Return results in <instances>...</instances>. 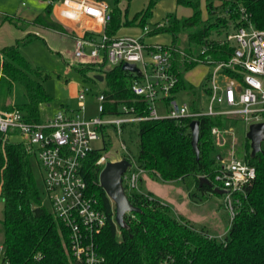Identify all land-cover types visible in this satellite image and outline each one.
Here are the masks:
<instances>
[{
    "label": "trees",
    "instance_id": "trees-1",
    "mask_svg": "<svg viewBox=\"0 0 264 264\" xmlns=\"http://www.w3.org/2000/svg\"><path fill=\"white\" fill-rule=\"evenodd\" d=\"M120 1L114 0L111 7V20L106 25L109 35L114 36L121 25H139L143 28L156 3V0H149L148 5L131 20H122L118 6ZM177 3L189 7L190 13L175 16L169 26L155 25L148 33L168 29L174 33L171 43L174 44L180 31L201 24L199 30L187 33L183 71L199 63L192 59L194 56L202 60L228 59L233 51V43L224 37L214 38L211 35L213 31L220 33L224 30L228 33L245 23L242 14H246L254 26L264 28V0H204L207 14L219 10L214 20L207 22L203 18L199 0H177ZM51 10L52 5L47 4L43 11L35 14L32 22L45 28L65 30L51 17ZM15 19L1 15V21L15 22ZM31 36L23 40L28 41ZM203 47L205 51L201 52ZM103 66L102 62L94 60L79 69L84 79L95 80L94 76H87L88 70L103 75L104 110L101 113L122 114L119 106L126 104L133 106V113L146 115L149 110L147 100L131 90L132 80L137 75L123 70L121 65ZM183 71H178V82L172 91H187L191 95V107L197 109L200 90L184 78ZM48 76L39 67L30 65L20 51L19 40L1 47L0 110L18 109L25 120L31 123L40 121V105L50 100L41 79ZM198 120V156L190 143V118L137 121L138 165L155 180L180 181L190 199L192 194L198 197L195 189L202 191L201 198L215 192L206 183L199 185V176L203 175L213 186L221 164L220 151L215 145L211 128L225 126L227 121L232 122L235 128L241 119L218 115L201 116ZM12 135L19 138L14 139ZM245 139L243 158L255 167L256 176L239 194L235 213L222 239L196 230L184 217L171 213L167 204L138 190L130 191L127 197L139 211L126 213L124 226H119L114 219V204L98 179L103 164L97 163V160L103 155L101 151L104 146L89 151L83 158L82 171L89 193L96 199L98 208L106 214L105 224L95 236L98 250L105 256L106 263L264 264V151L251 156L249 141ZM36 161L35 154L16 130L0 131L1 223L5 257L10 264H80L72 255L68 228L42 203L33 169Z\"/></svg>",
    "mask_w": 264,
    "mask_h": 264
},
{
    "label": "built area",
    "instance_id": "built-area-1",
    "mask_svg": "<svg viewBox=\"0 0 264 264\" xmlns=\"http://www.w3.org/2000/svg\"><path fill=\"white\" fill-rule=\"evenodd\" d=\"M59 19L66 22L90 19L100 25L96 35L94 25L88 34H74V55L82 59H99L108 67L123 62L135 63L137 77L131 83L132 92L147 100L148 113L144 116L133 113V106L122 104V114H111L108 118H84L79 112L58 109L52 118L31 123L18 109L0 110V131L16 130L30 150L35 154L43 169V183L49 200L50 211L60 219L69 230L72 255L80 264H107L105 256L98 250L95 236L106 221V214L99 209L96 199L89 193L83 175L82 161L93 148L90 141L98 138L101 127L111 125L118 132L122 124L152 118L188 117L190 120L201 116L229 115L239 117L246 125L264 121V28L254 26L242 14L246 22L225 35V40L233 43L231 56L226 60H193L210 65L206 73V83L201 90L209 97L207 106L193 109L191 103L178 105L172 90L178 82V71L184 69L185 53L156 43L145 45L143 36L139 38L113 36L106 32L111 20V7L100 0H50ZM157 27L162 26L158 23ZM93 30V31H92ZM145 33L148 32L144 26ZM100 38L98 41L97 38ZM149 59H144V50ZM203 47L201 52H204ZM177 64V68H175ZM87 89L79 90L77 97L83 100ZM162 96L170 108L166 115H158L154 100ZM97 99L98 109L104 110V96L101 92ZM223 106V107H221ZM82 109V107H81ZM224 126H213L211 132L218 143L229 135ZM233 128V127H232ZM226 132V133H225ZM124 147V145H123ZM227 161H221L215 175V184L224 190L225 207L231 218L235 213V194L244 192V187L256 176V170L246 159L231 154ZM129 160V159H128ZM122 173V185L126 189L137 188L140 176L146 172L137 165L131 170L132 162ZM105 164V156L97 160ZM238 201V199H237ZM0 264H10L5 257V246L0 245Z\"/></svg>",
    "mask_w": 264,
    "mask_h": 264
},
{
    "label": "rangeland",
    "instance_id": "rangeland-1",
    "mask_svg": "<svg viewBox=\"0 0 264 264\" xmlns=\"http://www.w3.org/2000/svg\"><path fill=\"white\" fill-rule=\"evenodd\" d=\"M50 0H0V17L8 15L16 18L15 22L9 20L2 21L0 24V47L4 44L15 43L19 40V48L23 56L31 66L39 67L49 76L41 79L45 91L50 96L49 102L42 103L39 108L40 120L52 118L58 109H68L79 112L84 118H108L111 114H102L98 109L97 96L105 87L104 80L84 79L80 72V67L94 60H83L74 55V42L70 36L62 35L60 32L43 28L31 21L32 17L46 7ZM107 3L109 7L114 6V0H100ZM200 1L203 18L207 21H213L218 15L219 10L216 9L214 14H207L204 8V0ZM149 0H122L118 6L121 9V18L131 20L134 15L144 9L148 5ZM217 3V2H216ZM220 3V2H218ZM191 9L187 6L177 3V0H156L155 5L151 9V13L147 18L145 27L150 32L155 25L162 23L164 26H169L175 16H185L190 13ZM53 19H56L54 14H51ZM70 33V26L63 24ZM201 28L200 25L188 27L184 31H180L178 41L171 44L174 33L168 29L160 30L155 33H145L139 25H121L115 36H124L139 38L143 36L145 45H154L160 43L170 45L178 51L184 52L186 49V36L189 32L197 31ZM79 30V28H77ZM38 34L37 37L31 36ZM73 33V32H72ZM70 33V34H72ZM226 33L222 30L220 33L212 32V37L223 38ZM29 38L28 41L23 39ZM99 41L100 38L98 37ZM186 54V53H185ZM103 52L99 50V59ZM144 59H149L148 51L145 49L143 53ZM195 61V60H194ZM108 66L106 63L103 67ZM211 66L198 63L196 66L183 71L184 78L192 82L199 88V100L201 107H206L209 97L201 90L202 85L206 83L205 75ZM94 71L88 70L87 76L93 77ZM101 74V73H100ZM87 89V93L83 100L78 99L79 90ZM174 99L178 105L190 103L191 95L181 89L174 94ZM153 105L158 115H166L170 105L162 96L157 97ZM82 107V109H81ZM223 107V106H221ZM223 127L226 128L229 135L226 136L221 143H218L213 135L217 150L220 151V160L227 161L231 154L236 157L243 158L246 142V125L241 119L237 121L235 128H232V122L227 121ZM226 133V132H225ZM98 138L91 140L92 148H101L102 154L105 156V163L113 159L128 158L132 162L131 170L136 169L138 165L137 156L139 152V137H138V122H126L122 124L121 131L118 132L111 125H106L98 133ZM18 139L17 135L11 136ZM124 145V147H123ZM264 147V143H262ZM220 161V162H221ZM34 175L37 186L40 191L42 203L46 208L50 209L49 200L43 183V169L36 161L33 164ZM132 190H138L144 194L149 191L160 201L167 204L170 212L176 216L184 217L196 230L202 231L216 239H222L227 233L231 222V215L225 207V195L216 192L209 193L207 197L201 198L202 191L195 189L191 199L185 195L183 184L178 181H159L154 180L150 186L146 185L145 180H141L135 189H126L127 193ZM200 198V199H199ZM239 194H235V202ZM194 199V200H193ZM3 199L0 191V245L3 244L4 232L1 219L3 216ZM130 213V212H129Z\"/></svg>",
    "mask_w": 264,
    "mask_h": 264
},
{
    "label": "water",
    "instance_id": "water-1",
    "mask_svg": "<svg viewBox=\"0 0 264 264\" xmlns=\"http://www.w3.org/2000/svg\"><path fill=\"white\" fill-rule=\"evenodd\" d=\"M121 68L130 72L139 71V68L135 63L127 61L121 64ZM94 78L102 80L103 75L96 73L94 74ZM189 127L191 132L190 143L196 156H198L199 120H190ZM245 136L249 141L251 156H254L257 152L264 151V148H262V143H264V121L251 123L248 126ZM128 165H130V162L126 158L109 160L101 168L98 176L99 184L103 187L106 194L114 204V219L119 226H124V215L126 213L139 211V208L129 201L122 185V173L126 170ZM202 183H206L211 186L218 194L224 193L223 189L213 187L209 179L203 175L199 176V185Z\"/></svg>",
    "mask_w": 264,
    "mask_h": 264
},
{
    "label": "crops",
    "instance_id": "crops-1",
    "mask_svg": "<svg viewBox=\"0 0 264 264\" xmlns=\"http://www.w3.org/2000/svg\"><path fill=\"white\" fill-rule=\"evenodd\" d=\"M54 14V16H55V20H57L59 23L61 22V23H63V24H66L67 26H70V28H69V30H70V33H72V34H70L68 31H65V30H59V29H51V28H46V29H50V30H54V31H57V32H60L62 35H66V36H70V37H72L73 38V42H74V37H73V35L74 34H80V35H82V34H88L89 32L88 31H90L91 29H90V26L92 25H94V30H97L95 33H96V35H99V33H100V30H101V27H100V25H98V24H96V23H94V21H91L90 19H83V20H81V21H71V22H66V21H62L61 19H59L58 18V16L56 15V13H55V9H54V7L52 6V10H51V14ZM35 16V15H34ZM33 16V17H34ZM33 17H32V19H33ZM32 19H31V21H32ZM1 17H0V24H1ZM40 26V25H39ZM42 27V26H41ZM63 27L64 28H66L64 25H63ZM43 28H45V27H43ZM77 28H79V30H77ZM67 29V28H66ZM93 31V30H92ZM36 35H38L37 33H36ZM5 45H8V44H4L3 46H5ZM3 46H1V47H3ZM0 47V48H1ZM83 60H89V59H87V58H82ZM106 67V66H105ZM94 74H96V73H94ZM98 74H100V73H98ZM103 80V79H102ZM113 160H117V159H113ZM145 180V182H146V185L149 187L150 186V184H151V182L152 181H154L155 179H153L152 177H150L148 174H147V172H145V173H143L141 176H140V179H139V182H141V180ZM138 182V183H139ZM184 191H185V189H184ZM149 194L151 195V196H154L150 191H149ZM185 195H187V192L185 191ZM155 197V196H154Z\"/></svg>",
    "mask_w": 264,
    "mask_h": 264
}]
</instances>
